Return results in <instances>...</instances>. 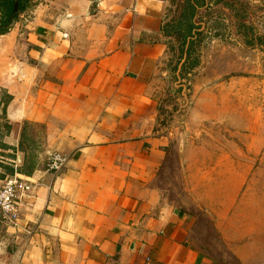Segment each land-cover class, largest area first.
Instances as JSON below:
<instances>
[{
    "label": "crops",
    "instance_id": "1",
    "mask_svg": "<svg viewBox=\"0 0 264 264\" xmlns=\"http://www.w3.org/2000/svg\"><path fill=\"white\" fill-rule=\"evenodd\" d=\"M34 3L0 35V187L14 173L29 187L16 225L0 214V264H221L190 244L195 206L167 195L227 226L245 175L218 156L209 176L189 128L159 132L161 1ZM51 153L66 157L58 172ZM250 249L240 264H264Z\"/></svg>",
    "mask_w": 264,
    "mask_h": 264
},
{
    "label": "rangeland",
    "instance_id": "2",
    "mask_svg": "<svg viewBox=\"0 0 264 264\" xmlns=\"http://www.w3.org/2000/svg\"><path fill=\"white\" fill-rule=\"evenodd\" d=\"M160 1L167 49L159 132L177 135L189 128L191 139L205 146L206 174L221 156L222 167L228 158L245 175L227 226L218 224L221 212L192 205L182 190L167 196L181 208L195 206L190 210L193 247L221 264H240L236 252L264 250V0ZM34 4L9 25L0 13V30L8 25L9 32ZM181 18L188 20L182 26L191 27L186 39L178 31ZM173 153L166 172L177 185L181 167Z\"/></svg>",
    "mask_w": 264,
    "mask_h": 264
},
{
    "label": "built area",
    "instance_id": "3",
    "mask_svg": "<svg viewBox=\"0 0 264 264\" xmlns=\"http://www.w3.org/2000/svg\"><path fill=\"white\" fill-rule=\"evenodd\" d=\"M66 163V157L60 153L47 156L44 167L46 172H58ZM29 187L16 173L6 178L0 187V214L4 221L14 226L19 220V198L27 194Z\"/></svg>",
    "mask_w": 264,
    "mask_h": 264
},
{
    "label": "trees",
    "instance_id": "4",
    "mask_svg": "<svg viewBox=\"0 0 264 264\" xmlns=\"http://www.w3.org/2000/svg\"><path fill=\"white\" fill-rule=\"evenodd\" d=\"M32 1L33 0H0V13L4 17V23L5 24L7 23L9 25L12 19H15L19 13L26 11L30 7ZM194 1H198V0H194ZM14 6H17V12L15 15L12 16ZM180 21H181L180 29L178 31L181 32L182 38L186 39L191 33V27L189 28L188 25L186 27L181 25L182 23L186 24L188 22L186 18H181ZM8 25L4 29L0 30V35L8 32V28H9Z\"/></svg>",
    "mask_w": 264,
    "mask_h": 264
},
{
    "label": "water",
    "instance_id": "5",
    "mask_svg": "<svg viewBox=\"0 0 264 264\" xmlns=\"http://www.w3.org/2000/svg\"><path fill=\"white\" fill-rule=\"evenodd\" d=\"M17 12V6H14L13 12H12V16L15 15Z\"/></svg>",
    "mask_w": 264,
    "mask_h": 264
}]
</instances>
